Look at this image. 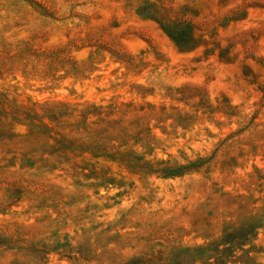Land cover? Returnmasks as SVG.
<instances>
[{
    "label": "rangeland",
    "instance_id": "obj_1",
    "mask_svg": "<svg viewBox=\"0 0 264 264\" xmlns=\"http://www.w3.org/2000/svg\"><path fill=\"white\" fill-rule=\"evenodd\" d=\"M0 264H264V0H0Z\"/></svg>",
    "mask_w": 264,
    "mask_h": 264
},
{
    "label": "trees",
    "instance_id": "obj_2",
    "mask_svg": "<svg viewBox=\"0 0 264 264\" xmlns=\"http://www.w3.org/2000/svg\"><path fill=\"white\" fill-rule=\"evenodd\" d=\"M143 16H146L144 14H142ZM161 27L163 28V30L166 32V34L182 49H187L190 48L193 41H192V35H191V25L187 24V23H180V24H174L171 22H163V21H159ZM29 55L33 56L34 53H30ZM18 58V57H17ZM53 72H50L48 74V76H52ZM61 143H63V146L67 149H69L71 146L73 148H76L75 145H73V143L69 142L66 139H62L60 140ZM95 148V147H93ZM186 167H181V168H175V169H171V168H163L162 172L165 175H175L177 174L180 169H185ZM222 240V239H221ZM218 242V240L216 241ZM205 247H196L194 250L198 251V249H204Z\"/></svg>",
    "mask_w": 264,
    "mask_h": 264
}]
</instances>
